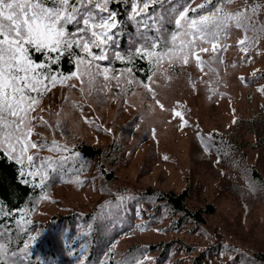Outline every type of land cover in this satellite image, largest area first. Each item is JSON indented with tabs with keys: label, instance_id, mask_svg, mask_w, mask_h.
Here are the masks:
<instances>
[{
	"label": "rangeland",
	"instance_id": "rangeland-1",
	"mask_svg": "<svg viewBox=\"0 0 264 264\" xmlns=\"http://www.w3.org/2000/svg\"><path fill=\"white\" fill-rule=\"evenodd\" d=\"M202 1L193 0L187 7H196ZM217 8L232 13L245 11L251 19L242 20L244 27L239 28L235 21H222L217 39L197 40L187 63L182 62L183 57H165L157 62L147 53L172 48L176 25L162 50L145 52L154 64L145 83L127 70L97 60L94 63L101 70L108 69L109 79L95 75L89 86L85 64L91 57L82 49L73 70L79 78L63 83L58 79L55 86L45 81L47 91L32 93L39 105L31 116L42 118L46 124L39 119L31 122L29 139L37 147L29 148L19 163L24 175L44 179L50 159L80 142L101 147L112 142L117 149L115 163L110 166L115 178L110 182L99 178L94 162L87 172L67 183L51 185L33 209L21 210V219L43 221L55 214L87 211L107 201L108 192L142 191L147 187L180 191L191 184L190 205L213 202L216 207L204 226L166 230L165 222L146 229L136 225L113 243L114 253L118 255L133 244L175 238L195 248L174 254L165 264H188L201 250H205L203 264H244L243 254H250V250L264 252V190L251 182L246 168V163L255 164L264 174V79L245 82L249 74L264 71V32H260L264 25L258 21L261 15L264 17V0L225 1ZM217 8L188 15L198 18ZM253 8L260 15L256 22ZM245 35L250 40L241 46L238 42ZM181 38L178 35L177 46ZM79 58L84 63L78 69ZM91 71L95 73L96 69ZM212 134L229 139L231 146ZM27 156H32V161ZM32 238L30 232L28 240ZM233 247L237 252H232ZM153 255H142L138 264H149Z\"/></svg>",
	"mask_w": 264,
	"mask_h": 264
},
{
	"label": "trees",
	"instance_id": "trees-1",
	"mask_svg": "<svg viewBox=\"0 0 264 264\" xmlns=\"http://www.w3.org/2000/svg\"><path fill=\"white\" fill-rule=\"evenodd\" d=\"M193 0H147L149 7L143 8L145 0H109L107 11L95 8L94 0L87 7L94 16V22L107 18L109 13L116 17V27L108 30L112 39L104 46L107 56L99 62L112 68L127 70L134 78L145 83L154 70V64L146 57L148 50H162L165 38L176 30V17ZM226 0H203L205 7L189 11L190 16L210 12ZM255 22L257 12L252 14ZM261 19V20H259ZM258 21L264 25V17ZM80 26H83L82 24ZM77 25H67L69 33ZM264 32V31H260ZM256 36V35H255ZM254 40V39H253ZM157 47L153 48L152 45ZM101 54L100 48H92ZM141 50L139 53L137 50ZM146 50V51H145ZM83 54L75 45L59 55L58 63L51 64L50 72L70 74L75 69V59ZM54 57L58 54H52ZM117 55L121 59H117ZM32 57L37 62L46 61L45 56L35 51ZM264 79V71L253 72L246 77L247 84ZM217 139L231 146V141L218 136ZM49 141V140H48ZM117 149L109 142L105 147L80 142L70 150L50 159L46 176L42 180L24 175L21 165L8 159L0 150V264H138L145 254H154L149 264H165L174 254L191 252L195 247L180 239L139 243L127 247L116 255L113 243L118 237L136 225L151 228L165 222L166 230L200 228L206 224L207 216L216 210L213 202L192 206L188 198L191 184L180 191L147 187L142 191H118L105 193L107 201L95 204L87 211H71L51 215L43 221L21 219V210L30 211L40 196L54 184L67 183L85 173L94 162L97 163L99 178L110 182L115 178L113 169ZM243 154V153H242ZM244 159V155H241ZM47 166V164L45 163ZM251 182L264 190V174L255 164L246 163ZM26 181V182H25ZM140 218L139 221H136ZM33 238L28 240L29 233ZM232 252H237L235 247ZM243 254L244 264H264L262 250H250ZM205 250L198 251L188 264H203Z\"/></svg>",
	"mask_w": 264,
	"mask_h": 264
},
{
	"label": "snow or ice",
	"instance_id": "snow-or-ice-1",
	"mask_svg": "<svg viewBox=\"0 0 264 264\" xmlns=\"http://www.w3.org/2000/svg\"><path fill=\"white\" fill-rule=\"evenodd\" d=\"M108 2L109 0H104L103 4L94 3V0H0V150L8 159L22 163L28 149L37 147L29 139L33 119H39L46 124L42 118L31 116V112L39 105V99L32 93L42 94L47 91L45 81L55 86L58 79L63 83L72 77L79 78L78 72L69 76H58L57 73L49 71L51 64L58 63L59 55L63 51L75 45L91 57L85 64L89 86L92 85L95 75L102 74L105 80L109 79L108 69L101 70L94 61L107 59L103 48L112 39L108 30L116 27V17L109 13L107 18H101L99 23H95L94 16L87 7L94 3L95 8L107 11ZM226 2L232 3L233 0ZM148 7L149 3L145 0L143 8ZM197 7L203 8L205 5L200 4ZM190 10L196 11L185 7L175 20L178 32L172 35V48L163 53L148 52L149 56H154L157 62L165 57L169 60L183 57L182 62L187 63V56L195 49L197 40L212 42L217 39L222 21H235L239 28L244 27L242 20L251 19L245 11L224 12L223 8L191 18L188 15ZM255 11L256 8H253L252 12ZM72 24L77 25V28L75 32L69 33L66 26ZM178 35L182 37L179 46L176 45ZM248 40L250 38L245 35L238 43L243 46ZM93 47L100 48L101 54L95 55L91 51ZM152 47L157 45L153 44ZM242 50L247 51V48L242 47ZM33 51L45 56L47 62L34 60ZM140 51L137 50L138 53ZM52 54L58 55L54 57ZM116 58L121 59L119 55ZM197 59L199 60L198 56ZM81 63H84L83 58L77 61L78 69ZM93 68L96 69L95 73L91 71ZM81 82L84 83L83 80ZM17 152L19 155H14ZM26 158L28 161L33 159L32 156Z\"/></svg>",
	"mask_w": 264,
	"mask_h": 264
}]
</instances>
